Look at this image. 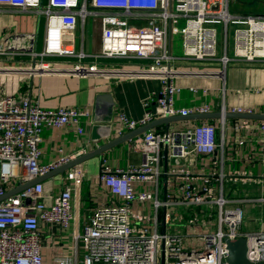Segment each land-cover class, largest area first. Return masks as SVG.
<instances>
[{
  "label": "built area",
  "instance_id": "1",
  "mask_svg": "<svg viewBox=\"0 0 264 264\" xmlns=\"http://www.w3.org/2000/svg\"><path fill=\"white\" fill-rule=\"evenodd\" d=\"M239 0H0L1 5L20 10H33L45 17L43 50L40 56H67L81 59L83 52L64 43L77 21L88 14L100 16L101 47L97 56L110 59L139 60L136 69H124L130 75L155 76L160 86L155 94L142 100L143 116L134 120L119 114L122 126L132 130L161 116L208 113V104L176 107L175 99L182 88L175 82L181 77L224 79L226 68L235 62L264 61V13L230 12V2ZM254 1V0H246ZM264 1V0H256ZM1 7V6H0ZM1 10V9H0ZM220 41H218V29ZM231 35V47L228 37ZM25 37L33 46L37 36ZM180 43V54L174 53L173 37ZM20 36L3 38L0 55L8 57L28 51ZM52 71L49 64L32 66L28 73ZM75 74L103 71L95 63L85 66L79 60L70 68ZM191 93L199 89L190 86ZM203 92L206 89H202ZM221 113L224 108L220 107ZM230 112H250L231 108ZM88 116L84 110L43 109L26 95L0 93V197L17 185L69 162L85 153V149L59 159L40 163L39 142L44 129L72 124L82 131L80 120ZM221 128L223 130V119ZM248 127L246 122L235 128ZM255 128L264 136V120ZM216 130L202 122L182 129L145 131L133 140L141 151L138 165L111 168L102 163L98 180L122 203L95 210L74 240L82 243L80 258L60 256L57 264H229L226 261L225 238L246 239V264H264V227L258 232H241V214L227 208L229 199L214 196L205 180L200 190L191 184L182 186L184 199L209 214L216 212L218 227L214 232L197 237L195 246L187 244V236L157 229V214L147 215L130 207L132 201L152 203L155 211L166 205L149 191L135 192L134 181L156 183L161 174V150L164 146L176 163L197 153L215 150ZM184 174L183 168H173ZM76 176L80 172L74 173ZM41 182L0 199V264H46L42 259L39 224L56 223L68 226L73 218L71 188H64L46 203ZM191 217L188 223H194Z\"/></svg>",
  "mask_w": 264,
  "mask_h": 264
},
{
  "label": "crops",
  "instance_id": "2",
  "mask_svg": "<svg viewBox=\"0 0 264 264\" xmlns=\"http://www.w3.org/2000/svg\"><path fill=\"white\" fill-rule=\"evenodd\" d=\"M45 4L46 0H42ZM263 7L264 1L248 2ZM0 47L8 36H37L33 46L28 39L23 40L28 51L11 57L0 55V93L26 95L43 109L67 108L84 110L88 116L80 120L82 131L72 124L46 128L41 134L39 148L40 163L52 162L80 149L93 152L103 144L120 138L131 131L122 126L119 114L134 120L144 114L143 98L155 94L160 82L155 76L127 74L124 69H136L142 63L138 60L110 59L97 56L101 47L100 16L88 14L78 20L75 29L65 37L76 51L85 54L81 59L67 56H40L43 50L45 17L33 10H20L0 4ZM246 12V11H244ZM248 13V12H247ZM253 13V14H255ZM43 26V36L38 49V32ZM80 61L85 66L95 63L103 71L92 74H75L70 68ZM49 64L52 71L28 73L32 66ZM175 82L182 88L176 95V107H191L208 104L209 112H230L231 108H246L250 112L264 113V61L235 62L224 73V79L210 77H181ZM198 90L191 93L188 87ZM202 89H206L205 92ZM221 112V111H220ZM189 115V114H188ZM177 116V115H172ZM182 116V115H178ZM163 117V116H161ZM156 117L150 121H153ZM223 119V130L221 128ZM149 121V122H150ZM260 120L249 118H206L182 119L167 125L157 124L149 131L182 129L202 122H209L216 130V148L211 153H197L182 158L176 163L161 150V174L156 183L134 181L135 192L149 191L156 194L166 205L155 211L151 201H132L130 207L147 215L157 214V229L187 236L190 246L199 243L201 234L214 232L218 227L216 212L210 214L199 206H193L184 199L182 186L191 184L200 190L208 180L214 196L222 194L229 199L227 208L237 209L241 214V232H258L264 227V136L255 126ZM246 122L248 127L235 128V124ZM139 127V126H138ZM133 130V129H132ZM146 130V131H148ZM145 132V131H144ZM142 133L106 148L100 154H93L74 166L61 164L57 171L40 182L49 203L65 185L71 188V209L73 218L68 226L41 222L38 227L42 259L46 264H57L60 256L80 258L82 243L73 235L80 233L95 210L122 203L119 196L98 180L100 165L111 168H126L141 162V151L133 147V140ZM64 166V167H62ZM181 167L186 173L177 174L172 169ZM80 172V175L74 173ZM10 191V190H9ZM195 217V222L188 220Z\"/></svg>",
  "mask_w": 264,
  "mask_h": 264
},
{
  "label": "water",
  "instance_id": "3",
  "mask_svg": "<svg viewBox=\"0 0 264 264\" xmlns=\"http://www.w3.org/2000/svg\"><path fill=\"white\" fill-rule=\"evenodd\" d=\"M224 117V118H249V119H258V120H264V113H255V112H228L224 111L221 113L220 111H215V112H208V113H202V114H189L185 116H163L160 118H157L153 121H150L142 126H139L125 134L124 136L117 138L115 140H112L111 142H108L107 144H103L100 147L96 148L93 152H88V153H83L80 156L75 157L74 159L70 160L69 162H66L64 166H74L78 163H80L83 159H86L88 156H93V154H100L103 152L106 148L116 144L119 141H123L126 139H130L152 127H154L157 124H168L171 121H176V120H182V119H206V118H218V117ZM163 155L164 157L166 156V146H164L163 150ZM62 166V167H64ZM58 169L55 168L46 174L42 176H38L28 182L22 183L17 185L14 189L7 191L3 196L0 197V199L6 197L9 194L16 193L28 186L33 185L34 183L40 182L43 180L46 176L53 174L56 172ZM209 236L210 233H207ZM226 243V248H227V256H226V261L229 264H246V239L244 237H237L234 240H229L227 238L224 239Z\"/></svg>",
  "mask_w": 264,
  "mask_h": 264
},
{
  "label": "rangeland",
  "instance_id": "4",
  "mask_svg": "<svg viewBox=\"0 0 264 264\" xmlns=\"http://www.w3.org/2000/svg\"><path fill=\"white\" fill-rule=\"evenodd\" d=\"M249 1H246V0H239V1H235V2H230V12H235V13H238V12H244L246 11L245 13H255V12H262L263 11V7L260 5V4H257V3H254L253 5H249L248 4ZM258 2V1H256ZM43 26L42 24H40V28H39V32H38V36H39V39H38V49H40L41 47V43H42V36H43ZM218 29V41L221 42L220 40V34H219V31L220 29ZM173 45H174V53L176 54H180V43H179V40L178 38L175 36L173 37ZM228 47L230 49L231 47V35H229L228 37ZM139 61V60H138ZM141 62V61H140ZM142 63V62H141Z\"/></svg>",
  "mask_w": 264,
  "mask_h": 264
},
{
  "label": "trees",
  "instance_id": "5",
  "mask_svg": "<svg viewBox=\"0 0 264 264\" xmlns=\"http://www.w3.org/2000/svg\"><path fill=\"white\" fill-rule=\"evenodd\" d=\"M249 2H256V0H254V1H249Z\"/></svg>",
  "mask_w": 264,
  "mask_h": 264
}]
</instances>
